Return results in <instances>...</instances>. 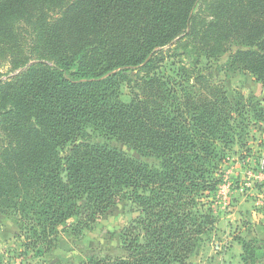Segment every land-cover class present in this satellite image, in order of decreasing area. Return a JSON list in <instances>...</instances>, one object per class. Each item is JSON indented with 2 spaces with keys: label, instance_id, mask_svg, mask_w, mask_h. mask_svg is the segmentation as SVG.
Instances as JSON below:
<instances>
[{
  "label": "trees",
  "instance_id": "obj_1",
  "mask_svg": "<svg viewBox=\"0 0 264 264\" xmlns=\"http://www.w3.org/2000/svg\"><path fill=\"white\" fill-rule=\"evenodd\" d=\"M224 57L264 89V0H0V211L24 254L56 255L68 221L84 237L126 202L125 255L84 264H189L228 152L264 126V99L231 100L201 68ZM235 240L264 264V238Z\"/></svg>",
  "mask_w": 264,
  "mask_h": 264
},
{
  "label": "rangeland",
  "instance_id": "obj_2",
  "mask_svg": "<svg viewBox=\"0 0 264 264\" xmlns=\"http://www.w3.org/2000/svg\"><path fill=\"white\" fill-rule=\"evenodd\" d=\"M225 61L226 57L204 62L201 68L222 81L231 100L242 94L246 99L255 97L263 101L261 83L249 73H235L228 66H220ZM178 68V59L167 57L162 72L172 77ZM6 71V68L2 69L1 73ZM135 74L132 76L135 77ZM128 87H122L124 102L131 100V89ZM247 133L228 152L226 162L221 166L222 183L219 191L208 201L214 204L217 221L189 264H243L242 246L235 239L239 236L247 240L264 238V126H252ZM92 141L122 147L96 134H92ZM134 219L130 204L120 203L84 237L77 236L74 227L79 221L73 219L60 228L59 242L63 244L56 250V255L37 257L38 246L30 247L24 254L28 234L22 230L20 221L5 217L0 211V264H84L87 257L93 254L113 258L124 256L120 234ZM46 245L40 249H46Z\"/></svg>",
  "mask_w": 264,
  "mask_h": 264
},
{
  "label": "built area",
  "instance_id": "obj_3",
  "mask_svg": "<svg viewBox=\"0 0 264 264\" xmlns=\"http://www.w3.org/2000/svg\"><path fill=\"white\" fill-rule=\"evenodd\" d=\"M262 166H264V163H262ZM262 202H264V196L262 197Z\"/></svg>",
  "mask_w": 264,
  "mask_h": 264
},
{
  "label": "crops",
  "instance_id": "obj_4",
  "mask_svg": "<svg viewBox=\"0 0 264 264\" xmlns=\"http://www.w3.org/2000/svg\"><path fill=\"white\" fill-rule=\"evenodd\" d=\"M260 134H262V133H260Z\"/></svg>",
  "mask_w": 264,
  "mask_h": 264
}]
</instances>
